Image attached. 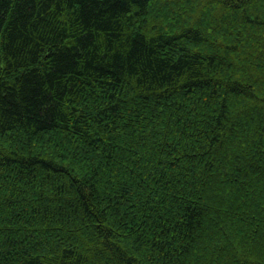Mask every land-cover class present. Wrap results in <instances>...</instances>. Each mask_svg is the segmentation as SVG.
<instances>
[{
  "label": "trees",
  "instance_id": "16d2710c",
  "mask_svg": "<svg viewBox=\"0 0 264 264\" xmlns=\"http://www.w3.org/2000/svg\"><path fill=\"white\" fill-rule=\"evenodd\" d=\"M0 264H264V0H0Z\"/></svg>",
  "mask_w": 264,
  "mask_h": 264
}]
</instances>
